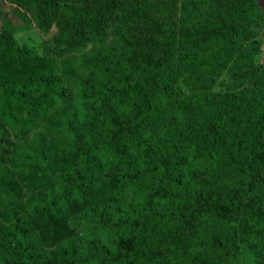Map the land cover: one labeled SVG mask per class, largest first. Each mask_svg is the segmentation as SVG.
Here are the masks:
<instances>
[{
	"label": "trees",
	"instance_id": "16d2710c",
	"mask_svg": "<svg viewBox=\"0 0 264 264\" xmlns=\"http://www.w3.org/2000/svg\"><path fill=\"white\" fill-rule=\"evenodd\" d=\"M26 1L35 10L40 25L59 18L58 41L63 46L69 42V33L79 27L97 35L105 13L116 12L115 20L122 34L118 52L90 53L89 76L83 81L71 111L82 122L71 150L62 157L38 151L30 158V166L40 163L44 171L78 160L56 175L49 189L37 192L31 204L35 215L50 221L51 214H59L74 200L84 199V188L93 181L94 170L101 165L97 158L105 157L119 170L115 199L102 206H89L82 220L127 234L128 239L116 255L124 264H135L134 260L142 254L145 259L140 264H242L240 245L248 247L252 256L264 257V170L254 165L255 140H250L256 127L264 122V65L256 67L258 43L240 32L239 25L226 29V34L190 35L187 30L195 26L213 32L218 24L215 19L223 18L224 9L216 6L214 0H184L178 28L168 29L165 25L161 30L159 46L164 58L158 60L145 40L130 42L127 28L157 24L154 9L163 12L166 1L97 0L98 7L84 5L85 0ZM0 45L6 55L3 57L1 51L0 68L11 61L10 53L25 52L11 34L0 35ZM230 65L231 69L242 70L233 76L241 88L216 95L208 90H192L198 73L216 72V77H220L224 67ZM180 80L187 83L191 92L176 90ZM209 80L213 81V76ZM6 81L4 85L11 97L30 102L26 124L33 116L50 112L54 102L65 99L50 77L28 72L19 80L9 77ZM35 92L39 93V100L30 98ZM208 104H213L212 110H222L218 118L223 120V128L230 130L227 150L232 162L231 179L216 185L218 191H211L214 193L207 197L192 193L190 204L179 211L182 203L175 204L174 168L179 155L191 150L192 162L202 163L203 157L196 147L208 131V118L202 115ZM172 113L177 117L170 116ZM70 115L67 113V120ZM183 115L185 120L180 119ZM163 122L160 135L154 136V127ZM25 128L23 125L19 133L23 134ZM150 137H154L151 153L146 148ZM140 147L148 153V165L133 164ZM214 158L220 161L216 155ZM122 169L130 171L122 173ZM241 207L253 208L247 227L238 218ZM199 212L201 230L197 228L182 239H175L165 251H158L182 228L185 217ZM27 224L23 221L17 228L0 222V264H36L38 252L34 242L40 236H27L24 245L22 237L29 231ZM214 227L216 248L206 249L204 243ZM89 261L90 258L68 257L65 264Z\"/></svg>",
	"mask_w": 264,
	"mask_h": 264
},
{
	"label": "rangeland",
	"instance_id": "374dc122",
	"mask_svg": "<svg viewBox=\"0 0 264 264\" xmlns=\"http://www.w3.org/2000/svg\"><path fill=\"white\" fill-rule=\"evenodd\" d=\"M97 0H85L84 5L98 7ZM166 1L163 12L158 8L154 11L158 16L157 24H138L127 28L131 34L130 42L138 39L145 40L150 53L155 58H164L163 49L159 46L161 30L166 25L168 29L178 28L181 24L180 16L183 10L184 0H161ZM212 1V0H211ZM216 6L224 9L223 18L215 19L218 23L213 32L195 26L187 31L192 36H205L209 34H226V29L240 26V32L244 33L249 40H255L259 47L256 57V67L264 65V0H214ZM35 10L27 6L26 0H0V35H12L20 43L25 52L9 54L11 61L0 68V222L11 224L19 228L23 221L29 224V231L24 232L22 240L26 245L27 236L37 233L40 238L34 242L36 264H65L68 257L90 258L89 264H124L118 260L119 254L128 239L123 231L104 229L95 224L82 220V214L89 206H102L112 203L118 186L119 170L116 165L108 163L105 157L97 158L99 165L94 170L93 181L87 186V194L82 200H74L71 206L61 210L59 214H51L50 221L35 215L32 208V200L40 190L51 187L56 175L67 171L74 162L64 166H54L46 171L42 165L30 166V158L38 151L52 156H64L73 146V139L80 128L81 121L72 114L74 99L82 87L83 81L89 76L91 64V52L108 51L118 52L122 42L121 29L115 20V13L103 14V27L97 35L92 36L87 30L77 28L72 34L69 33L64 46L58 39L61 36V24L59 18L43 22L40 25L34 15ZM219 19L221 21H219ZM64 24L66 22L62 20ZM48 26L45 29L44 26ZM126 29V30H127ZM181 29V28H180ZM70 31H73L71 29ZM129 35V34H128ZM3 47L0 45V53ZM85 66H84V65ZM32 73L38 77L46 76L65 95L64 100L53 103L50 112L35 115L26 124L29 105L28 100L22 101L11 97L4 85L9 77L20 79L25 73ZM240 73V68L231 69V65L224 67L220 77L216 72L212 75L198 73L192 90H208L216 95L218 92L230 93L242 87L234 82V73ZM213 76V81L209 79ZM22 80V79H21ZM177 91L191 92L184 80L176 85ZM33 100H39V93L30 95ZM210 107V109H209ZM213 104L206 105V111L202 115L208 118V131L200 138L196 147L203 161L201 164L193 163V151L179 155L178 163L174 170L175 204L182 203L179 211H184L190 204L192 193H201L207 197L211 191H218L216 185L228 183L231 179L232 162L227 150L229 129L223 128V120L218 118L222 110H212ZM225 109H228L225 107ZM208 111V112H207ZM67 113L70 117L67 120ZM177 115L172 113L170 116ZM181 120H185L183 115ZM67 120V121H66ZM264 120V117H263ZM23 125L26 126L24 133H19ZM164 122L154 127L153 135L159 136ZM250 138L255 140V167L264 170V122L256 127L255 133ZM154 137L147 141L149 153L152 150ZM214 146L216 149L212 150ZM137 155L133 158V164L138 166L148 165V153L142 147L136 149ZM220 158L215 160L214 156ZM182 163L180 164V162ZM216 162V166H214ZM116 163V162H115ZM180 164V165H179ZM128 169H122V173ZM172 211V210H171ZM253 208L241 207L238 218L243 226H248L249 217ZM202 213H194L184 218L182 228L171 239L159 246L158 251H165L175 239L183 237L199 230V222ZM211 229L208 239L204 243L206 249L216 248V235ZM33 254V253H32ZM240 260L242 264H264V257L252 256L248 247L240 245ZM142 254L134 260L135 264L144 261ZM128 264V263H126Z\"/></svg>",
	"mask_w": 264,
	"mask_h": 264
}]
</instances>
